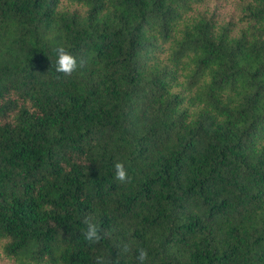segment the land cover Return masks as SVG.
I'll return each instance as SVG.
<instances>
[{"label":"trees","instance_id":"16d2710c","mask_svg":"<svg viewBox=\"0 0 264 264\" xmlns=\"http://www.w3.org/2000/svg\"><path fill=\"white\" fill-rule=\"evenodd\" d=\"M141 248L264 264V0H0V264Z\"/></svg>","mask_w":264,"mask_h":264},{"label":"clouds","instance_id":"9594fccd","mask_svg":"<svg viewBox=\"0 0 264 264\" xmlns=\"http://www.w3.org/2000/svg\"><path fill=\"white\" fill-rule=\"evenodd\" d=\"M60 4H57V10H59ZM57 54V62H56V71L58 73H63L65 75H71L74 71L78 68V61L76 56L68 52L63 46L57 47L55 49ZM83 61L80 62L82 65ZM115 168V180L119 182H126L129 179L128 170L125 167L124 162H116L114 164ZM86 230L83 232V236L88 243H98L102 236L100 228L98 227L97 223L94 222L91 216L85 218ZM125 252L130 250L129 244L124 245ZM138 256L137 259L140 261V264L147 259V250L146 249H138ZM97 264H104L102 259H98Z\"/></svg>","mask_w":264,"mask_h":264}]
</instances>
